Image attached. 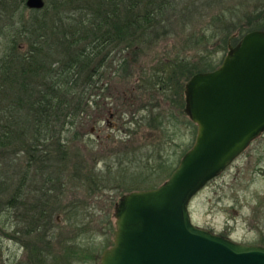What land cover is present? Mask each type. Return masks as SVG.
<instances>
[{
    "label": "trees",
    "instance_id": "obj_1",
    "mask_svg": "<svg viewBox=\"0 0 264 264\" xmlns=\"http://www.w3.org/2000/svg\"><path fill=\"white\" fill-rule=\"evenodd\" d=\"M180 1L46 0L30 9L24 0H0V237H9L12 228L32 252L42 251L49 218L61 211L68 187L87 194L92 186L104 188L76 145L80 127L108 110L100 102L111 94L105 74H133L144 46L170 32L166 12L177 11ZM257 3L253 18L259 25L264 0ZM229 34L216 26L182 42L196 46ZM212 64L200 68L196 60L171 58L139 66L143 76L131 95L118 96L131 101L139 89L171 91L160 112L146 119L161 127L173 115L168 105L182 107L180 76L211 70ZM153 105L160 109L159 101Z\"/></svg>",
    "mask_w": 264,
    "mask_h": 264
},
{
    "label": "rangeland",
    "instance_id": "obj_2",
    "mask_svg": "<svg viewBox=\"0 0 264 264\" xmlns=\"http://www.w3.org/2000/svg\"><path fill=\"white\" fill-rule=\"evenodd\" d=\"M209 1L181 0L177 11L166 12L165 24L170 32L144 46L133 74H112L110 78L106 77L109 72L105 74L107 93L117 99L100 97L102 107L108 110L93 120L88 117L76 139V145L104 188L96 190L92 186V194H87L80 187L74 190L68 187L60 203L61 211L53 212L49 218L46 230L51 233L44 237L47 244L36 241L42 251L32 252L31 243L18 240L20 235L11 233L9 228V237H0V264H35L38 259L40 264H94L100 252L111 244L112 211L117 198L131 190L155 187L167 177L195 134V125L189 124L182 110L183 84L189 77L183 75L179 79L182 107L168 105L167 111L173 115L165 118L161 127L147 125L146 119L160 112L167 101L165 95L172 96L171 91L139 89L133 92L135 97L131 101L118 95L122 92L131 95L143 76L139 74V66L149 68L171 58L196 60L200 68L209 62L217 66L227 47L239 36L252 29H264V23L256 25L253 18L259 5L257 0ZM261 6L264 8V3ZM262 11L257 17L263 20L260 22H264ZM247 19L251 21L246 23ZM216 26L230 31L224 41L223 37H216L196 46L182 42L191 32L196 36L201 32L209 34ZM157 101L160 109L153 105ZM188 211L195 225L238 242L264 245V131L191 197Z\"/></svg>",
    "mask_w": 264,
    "mask_h": 264
},
{
    "label": "water",
    "instance_id": "obj_3",
    "mask_svg": "<svg viewBox=\"0 0 264 264\" xmlns=\"http://www.w3.org/2000/svg\"><path fill=\"white\" fill-rule=\"evenodd\" d=\"M182 110L195 125L192 144L161 183L117 198L98 264H264V245L195 225L188 211L191 197L264 131V29L245 32L217 66L191 74Z\"/></svg>",
    "mask_w": 264,
    "mask_h": 264
},
{
    "label": "flooded vegetation",
    "instance_id": "obj_4",
    "mask_svg": "<svg viewBox=\"0 0 264 264\" xmlns=\"http://www.w3.org/2000/svg\"><path fill=\"white\" fill-rule=\"evenodd\" d=\"M24 5H25V0H24ZM25 7L28 8L26 5H25ZM30 9H34V8H30ZM122 95H123L124 98H127V96H126L124 93H122ZM110 116H112V113H109V117H110ZM100 253H101V252H100ZM99 255H100V254H99ZM99 255L96 257V259H95V263H94V264H98Z\"/></svg>",
    "mask_w": 264,
    "mask_h": 264
}]
</instances>
